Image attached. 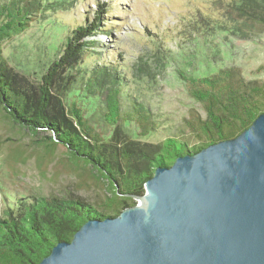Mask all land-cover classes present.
I'll use <instances>...</instances> for the list:
<instances>
[{
    "label": "trees",
    "instance_id": "16d2710c",
    "mask_svg": "<svg viewBox=\"0 0 264 264\" xmlns=\"http://www.w3.org/2000/svg\"><path fill=\"white\" fill-rule=\"evenodd\" d=\"M72 1L0 2V115L19 132L27 131L33 137L39 131L49 133L29 144L38 150H32L34 155L27 154L20 145L15 147L11 151L18 154L11 157L14 161L24 164L35 156L43 163L65 157L66 161H60L67 162L71 172L88 171L89 178L106 183L110 196L103 199L102 205L112 212L110 215H116L135 204L131 195L144 192L143 185L156 167L172 164L185 152L195 153L209 144L237 136L264 112V80L245 78L239 67L223 65L215 55L212 65H205V69L189 62L198 71L179 72L188 94L201 104L205 113L204 117L192 114L186 118L191 140L177 136L155 144L132 140L123 131L125 124H134L140 136L154 130L155 123L147 111L142 104L123 99L121 79L114 66L107 67L101 62L84 68L80 64L88 48L95 44L86 38L101 30L100 17L106 9L98 4L91 20L85 16L83 24L64 36L57 49L58 56L37 83L28 75L15 72L2 52L3 44L24 33L34 19L40 22L45 14L58 7L66 8ZM226 3L223 5L226 18L213 23L215 31L228 32L242 40H253L264 33V0ZM207 41L199 38L198 42L200 46L205 44L206 49L211 47ZM89 92L105 93L103 101L92 109L103 103V120L113 126L108 138H104L91 117L89 109L94 101H85ZM97 210L80 198L54 195L31 196L5 206L0 214V264H38L57 242L70 241L87 217L107 215Z\"/></svg>",
    "mask_w": 264,
    "mask_h": 264
},
{
    "label": "rangeland",
    "instance_id": "374dc122",
    "mask_svg": "<svg viewBox=\"0 0 264 264\" xmlns=\"http://www.w3.org/2000/svg\"><path fill=\"white\" fill-rule=\"evenodd\" d=\"M227 1L73 0L66 8L58 7L45 14L40 22L31 21L24 33L3 44L2 52L15 72L26 74L37 83L58 56L57 49L64 36L83 24L85 16L91 20L99 9L97 4L102 5L106 12L100 17L101 30L86 38L95 44L88 48L80 64L84 68L101 62L107 67L114 66L121 79L123 99L142 104L155 123L154 130L145 136L139 135L134 124H125L123 131L132 140L145 143H159L171 136L191 140L186 118L192 114L204 117L205 113L201 104L188 94L180 71L196 73V67L205 69L217 55L223 65L239 67L245 78L264 80V33L253 40H242L213 29V23L225 20L223 5ZM199 38L207 39L205 43L211 47L204 49L205 44L200 46ZM104 94L89 92L85 101H94L89 109L91 117L104 138H108L113 126L103 120V103L92 109L103 101ZM45 135L49 133L39 131L33 137L27 131L19 132L0 115V214L18 199L37 195L80 198L97 211L112 214L102 205L103 199L110 196L106 183L89 178L88 171L71 172L68 163L60 161H66L65 157L40 163L31 156L24 164L11 158L16 155L11 151L18 145L27 154H33L36 147L29 144ZM144 187L145 184V192ZM133 196L135 203H139L140 199Z\"/></svg>",
    "mask_w": 264,
    "mask_h": 264
},
{
    "label": "water",
    "instance_id": "95a60500",
    "mask_svg": "<svg viewBox=\"0 0 264 264\" xmlns=\"http://www.w3.org/2000/svg\"><path fill=\"white\" fill-rule=\"evenodd\" d=\"M144 188L145 205L87 217L38 264H264V112Z\"/></svg>",
    "mask_w": 264,
    "mask_h": 264
},
{
    "label": "bare ground",
    "instance_id": "6f19581e",
    "mask_svg": "<svg viewBox=\"0 0 264 264\" xmlns=\"http://www.w3.org/2000/svg\"><path fill=\"white\" fill-rule=\"evenodd\" d=\"M132 196V195H131ZM145 203H146V201L144 200V199H140L139 200V204H141V205H145Z\"/></svg>",
    "mask_w": 264,
    "mask_h": 264
}]
</instances>
